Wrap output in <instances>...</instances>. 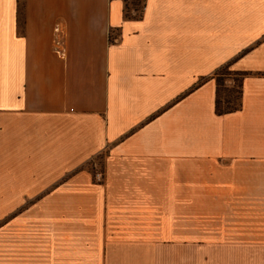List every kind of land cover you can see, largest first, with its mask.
Wrapping results in <instances>:
<instances>
[{
	"label": "crops",
	"instance_id": "crops-1",
	"mask_svg": "<svg viewBox=\"0 0 264 264\" xmlns=\"http://www.w3.org/2000/svg\"><path fill=\"white\" fill-rule=\"evenodd\" d=\"M0 264H264V0H0Z\"/></svg>",
	"mask_w": 264,
	"mask_h": 264
},
{
	"label": "rangeland",
	"instance_id": "rangeland-1",
	"mask_svg": "<svg viewBox=\"0 0 264 264\" xmlns=\"http://www.w3.org/2000/svg\"><path fill=\"white\" fill-rule=\"evenodd\" d=\"M229 66L230 65L224 66V67H222V69L219 70V71L225 70L223 73L224 74H226V73L229 74V76H227V75H224L223 76L224 85L221 88V93H220V99H222V101H224L229 96L237 97V93H234V92L239 90L238 82L240 80V77H238L236 75L237 74H244V75H246L245 73H239V72L230 70V67ZM214 79L216 80V74L214 76ZM199 84L200 83H198V86H199ZM106 157H107V152L104 153V154H102V155H99L97 157H94L93 159L87 160L82 165V168L79 167V168L76 169V171H80L81 169H86L92 175V179H93V181L95 183H104V178H105L104 177V173L106 171V165H107V162H106L107 161V158ZM72 175H73L72 173L58 175L62 179L60 178L57 182L59 183V182H61V180H66L68 177H70ZM46 178H48V175L47 174H41V173L38 174V181H40L41 179L44 180ZM53 179L55 180V176H53ZM38 185H42V184H38ZM45 192H46V190L41 191V194L38 195V198L39 197H43ZM28 208L33 209L32 212H36L37 215L40 216V217H44V214L46 212V208L53 209V213L54 214L55 213H61L60 212L61 211V207L60 206H56V207H45V206L28 207V206H24V207H21L20 210H21V212H24L25 209H28ZM80 208L82 210L81 213H83L85 215L91 214L96 209V207L94 209L93 206L91 207V206H88V205L83 206V207H80ZM204 208H205L204 206H198V209L204 210ZM213 208L215 209V207H213ZM14 209H15V207H13V206H5L6 219H8V216H10L9 218L12 217V214H14L16 212V211H14ZM199 214H203V213H200L199 212ZM7 221L8 220H6V223H7ZM203 238L204 237L198 238V239L203 240Z\"/></svg>",
	"mask_w": 264,
	"mask_h": 264
},
{
	"label": "trees",
	"instance_id": "trees-1",
	"mask_svg": "<svg viewBox=\"0 0 264 264\" xmlns=\"http://www.w3.org/2000/svg\"><path fill=\"white\" fill-rule=\"evenodd\" d=\"M225 70H221L216 73V83H217V99H216V114L219 116H224L228 114H232L238 112L242 108V99H243V80L246 75L237 74L236 76L240 77L238 82L239 90L235 91L237 93V97L229 96L224 101L220 99L221 88L224 85L223 76L229 74H224Z\"/></svg>",
	"mask_w": 264,
	"mask_h": 264
},
{
	"label": "built area",
	"instance_id": "built-area-1",
	"mask_svg": "<svg viewBox=\"0 0 264 264\" xmlns=\"http://www.w3.org/2000/svg\"><path fill=\"white\" fill-rule=\"evenodd\" d=\"M56 33L61 34V32L59 31L58 28L56 29ZM55 44L57 45V47H62V38L58 37V38L55 40ZM56 51H57L58 53H60V50H59V49H56Z\"/></svg>",
	"mask_w": 264,
	"mask_h": 264
}]
</instances>
